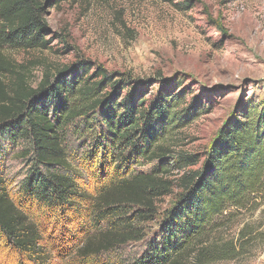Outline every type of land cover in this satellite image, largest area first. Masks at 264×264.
<instances>
[{
  "label": "trees",
  "instance_id": "trees-1",
  "mask_svg": "<svg viewBox=\"0 0 264 264\" xmlns=\"http://www.w3.org/2000/svg\"><path fill=\"white\" fill-rule=\"evenodd\" d=\"M60 1L68 0H55ZM46 5L0 0V59L6 49L46 47ZM87 66L46 76L36 90L27 89L18 76L8 92L0 75V242L16 253L18 264H49L57 258L68 259L66 264H97L134 242H145L142 253L113 264L232 261L237 248H208L201 241L225 228L236 212L264 203V104H250L230 117L204 166L187 172L198 164L196 156L160 144L196 122L207 104L180 79L168 82L173 90L166 87L146 106V86L139 81L112 79L103 69L90 74ZM8 72L0 61V74ZM72 141L79 145L75 156ZM9 151H18L29 165L14 197L3 172ZM154 162L145 171L131 172L139 163ZM77 164L96 171L87 176L90 194L81 187ZM174 168L183 171L177 202L165 212L161 233L147 240L136 226L159 215L157 204L174 190L168 178ZM124 211L138 219L119 217ZM44 212L64 221L50 241L44 239ZM83 216L98 227L86 233ZM103 220L108 221L104 229Z\"/></svg>",
  "mask_w": 264,
  "mask_h": 264
},
{
  "label": "rangeland",
  "instance_id": "rangeland-1",
  "mask_svg": "<svg viewBox=\"0 0 264 264\" xmlns=\"http://www.w3.org/2000/svg\"><path fill=\"white\" fill-rule=\"evenodd\" d=\"M42 1L47 4L46 47L6 49L1 53L2 66L9 72L0 75L8 92L18 76L23 77L27 89L36 90L46 76L86 63L93 68L87 70L90 74L103 69L112 79L139 81L137 84L146 86L148 106L149 100L156 99L166 87L173 90L168 82L182 79L185 89L199 96L207 110L160 145L176 154L195 155L199 162L187 172L204 166L206 153L230 117L250 104H264V0H235L228 5H222L221 0ZM190 101L188 97L187 104ZM71 143L69 148L75 156L79 145ZM9 153L3 172L14 197L22 189L29 165L18 157V151ZM154 164L139 163L131 172L145 171ZM77 168L82 189L92 193L89 177L96 171L87 172L78 164ZM182 173L174 168L168 176L174 190L157 204L159 215L152 221L141 219L136 226L145 239L161 233L165 212L177 202ZM125 211L119 217L138 219L133 211ZM42 214V222L47 225L44 239L50 241L64 221L48 212ZM236 214L225 228L201 242L208 248H237L234 259L224 264H264V203ZM107 223L101 221V228ZM82 225L86 233L98 227L87 216H83ZM72 231L77 233V229ZM143 243H129L101 257L97 264L118 263L139 255L145 248ZM67 260L57 258L49 264H66ZM0 264H18L16 253L2 242Z\"/></svg>",
  "mask_w": 264,
  "mask_h": 264
}]
</instances>
